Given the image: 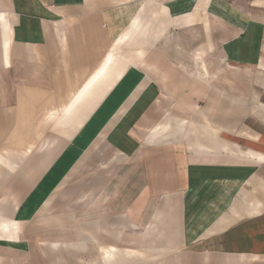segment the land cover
<instances>
[{
  "label": "crops",
  "instance_id": "obj_1",
  "mask_svg": "<svg viewBox=\"0 0 264 264\" xmlns=\"http://www.w3.org/2000/svg\"><path fill=\"white\" fill-rule=\"evenodd\" d=\"M0 264H264V0H0Z\"/></svg>",
  "mask_w": 264,
  "mask_h": 264
}]
</instances>
